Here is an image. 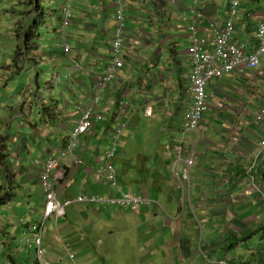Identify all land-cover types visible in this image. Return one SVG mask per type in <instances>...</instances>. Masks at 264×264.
<instances>
[{
	"label": "crops",
	"instance_id": "obj_1",
	"mask_svg": "<svg viewBox=\"0 0 264 264\" xmlns=\"http://www.w3.org/2000/svg\"><path fill=\"white\" fill-rule=\"evenodd\" d=\"M229 1L124 0L123 10L128 29L119 55L124 67L101 94L99 110L104 113L105 119L82 137L79 155L83 164L78 166L69 157L60 162L56 171L62 199L75 198L82 194L103 198L117 196L120 193L117 189L105 179L92 176L89 170L100 164L99 160L109 150L110 136L122 123H128V126L130 123L138 124L137 121L142 117L151 120L146 126L147 130L152 131L156 127L157 135L152 136L157 150L154 166L145 170H152L149 180H156L151 189L165 197H160L167 205L165 208L162 205L165 218L161 230L156 229L161 231L160 239L167 236L160 246L158 234L153 237L154 233L144 232L143 227L158 217L156 208L144 211V219H141L138 232L139 237H143L146 248L137 251V262L126 259L130 252L119 259H112V264H209L208 259L212 260V264L218 263L215 257L209 258L213 255H220L224 262H219L223 264H261L264 247L241 246L251 243L253 238H258L264 244V192L261 195L253 194L252 198L244 194L250 187L246 181L248 178H245L250 165L255 163V173L264 166V149L259 146L262 125L255 122L257 112L264 106V54L260 56L258 68L246 70L242 74L237 71L228 73L221 80L212 81L209 85V109L198 132L191 134V139L185 145L186 149L195 150V163L190 168V195H184L183 204L182 193L178 189L174 190L177 182H172L174 178L171 179L168 174L176 157L174 147L180 140L183 111L187 105L186 92L191 70L187 55L189 26L194 23L198 36L206 39V46L211 49L213 32L210 25L220 24L230 17ZM80 3V12L73 14L69 29V56L64 58L61 52L59 26L53 32L47 31V37L52 39L50 51L44 52L42 57L38 52L26 54L16 70L18 75L13 88V92L19 89L22 91L7 104L0 105V168L5 171L6 178L14 188H23L28 181L39 188L36 193L37 210L30 208L28 216L37 212L39 218L43 206V195L39 187L41 170L34 167V160L59 156L60 149L69 139L71 128L80 118L76 101L86 94L85 106L91 103L89 89L94 72L105 69L106 64L111 61V30L114 27L112 12L115 0H81ZM28 5H32V2ZM32 16L20 23L19 33L23 29H31L34 35L31 38L34 51L38 46L35 39L43 37V33L39 32L38 21L32 19ZM60 17L61 12L57 16L58 25ZM262 20L264 0H241L234 19V38L246 45L247 52H251L256 46V30ZM84 61L86 62L83 63ZM24 63L34 67L42 64L51 67L53 80L56 74L61 75L62 81L59 85L52 81L45 87L48 92L45 93L50 95V100L39 98L42 87L38 78L42 73L37 72L35 81L32 82L27 73L21 70ZM10 74L14 77L12 70ZM68 74L73 78L67 82L65 76ZM2 77L6 81V76ZM11 86L12 84L8 87ZM80 91L83 92L81 95L75 94ZM67 94L73 96L74 104L76 103L74 110L69 112L61 110L56 99L58 96L67 101ZM123 95L127 110L124 116H118L117 103ZM147 108L150 114L146 113ZM13 121H18L17 124L20 125V132L16 135L11 133L15 126ZM23 131L33 132L34 137L40 141H35V146L31 145L23 136ZM165 134L167 141L162 140ZM27 153L32 157L36 155L33 161L26 159ZM17 178L20 179L19 182ZM132 182L130 179L125 186L119 184L120 189H128L132 193L146 192L148 195L146 186ZM73 188L75 192L71 191ZM176 191L181 193L180 210L173 203ZM33 195L32 192L24 197ZM82 209L76 219L85 223V229H75L72 224L62 222L64 217L54 220L61 224L66 238L75 241L77 245L85 244V247H57V234L48 233L45 238V258L52 264H110V247L88 245L91 242L100 245L98 242H101V236H105L106 229L103 217L110 216V206L88 202ZM84 211L87 213L84 214ZM195 211L198 219L205 224L206 230L215 232H205L207 238L203 235L201 247L198 248L194 245V240L185 234L186 230L189 231L188 228H195ZM150 212H153L151 218ZM25 214L26 212L23 213L24 216ZM32 217H27V220H32ZM34 224L36 222L32 225ZM19 227L30 232L28 223L21 222L17 228ZM2 231L3 228H0V235ZM14 232L15 227L8 232L12 239H16ZM21 244L24 243L20 241L17 247H21ZM31 244L30 241L28 253L29 250L35 253ZM253 249L255 251L249 254ZM17 254L18 260L23 257L21 252ZM69 254H73L74 258ZM5 256L12 264L18 261L13 257L15 255ZM30 261L32 260L28 255V264H31Z\"/></svg>",
	"mask_w": 264,
	"mask_h": 264
},
{
	"label": "rangeland",
	"instance_id": "obj_2",
	"mask_svg": "<svg viewBox=\"0 0 264 264\" xmlns=\"http://www.w3.org/2000/svg\"><path fill=\"white\" fill-rule=\"evenodd\" d=\"M63 1L65 0H35V1L33 0L32 5H28L29 0H0V79H1L0 105L1 106H3V104L5 103L7 104L8 101L13 100V97L16 98L19 92L22 91V89H19L17 92H13V88L16 86L15 81L17 80L15 77L18 75V72L16 71L18 67H15L13 64L14 52L18 45V41L15 37V30L17 29V26H20V24L18 23L30 19V17L35 14L34 16H32V19L38 21V30L40 33H43V37L45 38L39 36L35 39V42L39 47L38 46L37 48L35 47L34 51H31V53L36 54V52H38L40 57H42L44 52L50 51V48L52 47V39L47 37L46 32L47 31L53 32L54 29L59 26L57 16L60 13L61 4L63 3ZM80 2L78 0H72L71 6H72L73 14L76 12H80V8H79L81 7ZM125 28L128 29L126 16H125ZM25 30L23 31V37L25 34ZM85 62L86 61H84L83 63ZM21 66H22L21 70L27 73L28 79L31 80L32 82L35 81L37 72L42 73L38 78L40 85L42 87V92L40 93L39 98L41 99L48 98V100H50V95L46 94L48 92L45 90V87L53 79V73H52L53 69L43 64L37 66L38 68L34 66H28L26 63L22 64ZM11 70L13 71L14 77L12 76V74H10ZM2 75L6 76V81L3 80L4 77H2ZM8 84L9 85L12 84V86L8 87L9 86ZM34 88L36 87L34 86ZM82 93H83L82 91L75 92L76 95L79 94L81 95ZM65 98L67 101L59 98L58 96L56 97V99L59 102V105H61L60 109L66 112L73 111L76 104V103L74 104L73 96L67 94ZM117 115L122 116V113H119V109ZM211 116H213V112H211ZM104 119H102L101 121H103ZM13 122H15V126L12 129L11 133L16 135L17 133L20 132L19 129L20 125L17 124L18 121H13ZM137 122L138 124L130 123L129 126L123 129L117 146V150L115 152L114 157L112 158V163L117 170L118 182L120 185L125 186L128 183V181L131 179L133 181L132 183H134L135 185L146 186L147 189L149 190L148 197L152 198L156 204H152L151 206H144L135 211L131 210L130 208H122L118 205L110 206V216L103 217L106 223L105 226L106 229H105V236H101V242H98L100 245H97L95 242H91L88 244L89 247H101V246L110 247V264L113 263L112 259L114 258L119 259L125 253L129 254L130 252L131 253L127 256L126 259L129 261L137 262L139 258L137 251L146 248L145 241L142 239L143 237H139V232H138V228L142 222L141 219L142 218L144 219V216L142 215L144 211H151L153 208L157 209L156 212L158 214V217L152 219L153 222L148 223L143 227L144 232L150 231L151 233H154L153 237H155L157 234L159 237V233H161V231H159L156 228H160L161 230V225L163 223V219L165 218L163 212L164 209L162 208L163 206L164 208L165 206H167L164 204V201L162 200L165 199V197L161 196L158 193V191L151 189L153 182L156 180L155 178L149 180L152 170H145V168L150 169L153 168L154 166L153 160L155 155L157 154V150L155 148L156 144L154 143V139L152 136L157 135L155 131L156 127L154 126L153 127L154 129L152 131L147 130L146 126L151 122V120L147 118L141 117L140 121ZM260 128L264 131V128H262V126H260ZM22 134L33 146L36 145L35 141H40L39 138L36 139L34 137L33 132L31 131L30 132L23 131ZM190 139H191V133L189 132L185 135V145ZM162 140L167 141V134L162 136ZM108 144L110 145V138ZM109 145L108 148L110 151L112 147L111 146L109 147ZM140 156H143L144 158L141 159ZM35 157L36 155L32 157V155L30 156L28 153L26 154V159L29 161H33ZM37 159H43V158H37ZM143 159H145L144 162ZM1 161L2 158L0 155V162ZM180 166L182 169L183 165L181 164ZM170 172L168 173L169 177L174 178L172 182L176 181V178L174 177L171 170ZM144 174L147 175L144 176ZM180 174L182 175V172H180ZM145 178L147 179V181H145ZM245 178H248L246 181L248 185L249 184L251 185V178L249 176ZM254 178L256 181L255 176ZM19 181L20 179L17 178V182ZM35 181L37 183V180ZM0 187L3 188L2 190L0 189V228H3L2 231L3 233H1L0 235V264H12V261L5 255L6 254L15 255L13 256L14 259L18 260L19 255L17 253L19 252L23 254V257L18 261H16V264H28L27 262L28 255L31 257L32 260L30 261V263L37 264L36 252L34 253L33 250H29L28 253V248H29L28 245L31 239L30 232L26 231L24 227L17 228V226H19L21 222L23 224L28 223L30 225H32L33 222H37L38 213L36 211L34 215L33 214L29 215V216H33L32 220L31 218L30 220H27V217H29L28 213L30 211V208H32L33 210H37L36 193L39 191V188L36 185H32L29 181L27 182V184L22 186L23 188H18V187L14 188L13 185H11V181L6 178L5 171L2 168H0ZM126 187L128 188V186ZM176 189L177 188L174 187V190ZM57 190L60 195L61 188L58 189L57 186ZM117 190L118 192H121L120 189ZM71 191L75 192L74 188ZM125 191H128V189H125ZM32 192L34 193L33 196L26 198L24 197V195L27 196L31 195ZM178 192L176 191L174 193L176 198H174L173 203L175 206H178L180 210L182 208L180 207L179 204V202L181 201V193L179 194ZM74 194L75 193H73V195ZM185 194L187 195V193ZM253 194H255V192H252L249 196H251L252 198ZM118 195H120V193H118ZM238 196L239 195H236V197ZM28 200L30 201V203H28ZM84 204L85 203H75L74 205L70 206L67 209L66 217H64V219H62L61 221L66 222V224H72L75 229H81V228L85 229L86 226L85 223H83L79 219H76L78 213L82 212L83 210L82 208ZM185 210H187V207H185ZM25 212L26 214L24 216L23 213ZM195 212H196L194 213L195 214L194 220L196 221L195 228L193 230H191V228H188L189 231L186 230L185 234L186 236H190L191 240H194V245L198 248L201 247V241L203 235L204 238H207L205 232L211 234L215 232H213L212 230H206L205 224H202L200 219H198L199 217H197V211ZM86 213L87 211H84V214ZM151 217H153V212H150V218ZM13 227H15L14 233L16 234V239H12L8 236V232L11 231ZM48 233L57 234L56 235L57 243H55L57 247H85V244L77 245L75 244V241L71 240L70 238H66L65 237L66 232L62 230L61 224H58L57 221L54 219H49L46 222V227L44 231V242L46 236H48ZM166 236L167 235L162 236L161 239L159 237L160 240L158 239V244L160 246L165 241ZM217 238L218 236L215 237V242L218 241ZM20 241H22L24 244H21V247H17V244ZM11 242L13 243V245H10ZM44 246H46V242ZM241 247H264V244L260 243L258 238H253L251 239V243ZM17 248H19L18 252L16 251ZM200 250L201 248L199 249V251ZM254 251L255 249L249 251V254H252V252ZM214 257L218 262L215 264H223L219 262V261L224 262L220 255L218 256L213 255L209 258H214ZM208 260L210 261L209 264H212L211 263L212 260L211 259ZM156 262L159 263V260L156 259Z\"/></svg>",
	"mask_w": 264,
	"mask_h": 264
},
{
	"label": "built area",
	"instance_id": "obj_3",
	"mask_svg": "<svg viewBox=\"0 0 264 264\" xmlns=\"http://www.w3.org/2000/svg\"><path fill=\"white\" fill-rule=\"evenodd\" d=\"M124 0H115L112 17L114 19V27L111 30L112 35V53L111 61L106 64L105 69L94 72L93 82L90 85L89 94L91 103L85 106L84 99L86 94L82 95L76 104V110L80 112V118L71 128L69 139L60 149L57 157H48L36 159L34 161L35 168H39V181L41 191L44 197V204L41 215L34 225L28 224L32 247L34 248L38 264H52L46 260V248L43 244V235L46 222L49 219H58L66 215L67 209L75 202L78 203H105L107 206L118 205L122 208H130L138 210L144 206H151L154 201L148 197L146 192L132 193L121 190L118 183L117 170L112 163L117 146L122 134L128 124L123 123L115 128L112 136H110L111 150H107L99 160V165L91 168L89 172L97 179H105L113 188L120 189V195L115 197L103 198L82 194L73 199H61L56 183L58 175L56 170L60 166V162L66 158H72L76 165L83 164L82 157L79 155L82 144V137L95 129L99 121L105 118L104 114L99 110L101 94L104 89L110 85L119 71L124 67V62L120 58V53L126 38L125 16L123 10ZM241 0H230L229 10L230 17L220 24L211 23L210 30L213 32L212 48L206 46V40L197 36L194 23L190 24V43L187 48L189 59L190 73L188 76L187 86V105L183 111V121L180 129V140L174 149L176 152L175 160L172 163L171 171L176 178L177 188L182 192L184 198L185 193L189 195V173L190 168L194 164L195 150L186 149L185 135L187 133L195 134L201 125L206 112L209 109L208 87L212 81L221 80L228 73L237 71L244 73L246 70H254L260 65V56L264 54V21L256 30L255 40L256 46L251 52H247L246 45L235 40V21ZM61 27L59 31L62 42V53L65 57L69 56L71 47L68 43V28L72 23V6L71 0H65L61 8ZM71 74L66 77L71 78ZM60 76L55 75L53 82L57 84ZM124 95L119 99V113L127 110V103ZM147 108L146 113L150 114ZM17 119V117H15ZM257 125L264 127V106L259 109L255 116ZM259 146L264 149V131L261 134ZM181 164L183 167L181 169ZM255 163L250 165L247 174L251 178V185L245 191V195L263 194L262 186L255 181L253 170ZM182 172V175L180 174ZM73 258L72 254H69Z\"/></svg>",
	"mask_w": 264,
	"mask_h": 264
},
{
	"label": "trees",
	"instance_id": "obj_4",
	"mask_svg": "<svg viewBox=\"0 0 264 264\" xmlns=\"http://www.w3.org/2000/svg\"><path fill=\"white\" fill-rule=\"evenodd\" d=\"M32 1L33 0H29V2H32ZM35 7H36V5H35ZM18 24H20V23H18ZM20 30H21V25L17 26V29L15 30V37L18 41V45L15 49L14 59H13V64L15 67H19V64L23 61L26 54L33 51V43L31 41V38L34 37V35L31 31V29L30 28L29 29L27 28L26 30L23 29V31L25 30L24 37H23V32L19 33ZM254 174H255L257 181L264 184V166L262 165L256 173L254 172ZM263 184H261V185H263ZM263 251H264V249H263ZM261 256H263V257H261V260H262L261 264H264V253L263 254L261 253Z\"/></svg>",
	"mask_w": 264,
	"mask_h": 264
},
{
	"label": "clouds",
	"instance_id": "obj_5",
	"mask_svg": "<svg viewBox=\"0 0 264 264\" xmlns=\"http://www.w3.org/2000/svg\"><path fill=\"white\" fill-rule=\"evenodd\" d=\"M64 3V2H63ZM63 3H62V5H63ZM71 3H72V0H71ZM61 8H62V6H61ZM60 12H61V10H60ZM72 16H73V11H72ZM61 17H62V15H61ZM61 17H60V25H59V28H58V36H59V39H60V35H59V31H60V27H61ZM264 20H262L260 23H259V25L263 22ZM72 24V23H71ZM259 25H258V27H259ZM70 27H71V25H70ZM70 27L68 28V30H67V32H68V35H69V29H70ZM235 31H236V27H235ZM196 33H197V31H196ZM197 36H198V34H197ZM201 38V37H200ZM213 38V37H212ZM202 39H204V38H202ZM204 40H206V39H204ZM60 41H61V39H60ZM189 41H190V35H189ZM68 43H69V40H68ZM190 43V42H189ZM206 43H207V41H206ZM189 46V45H188ZM61 52H62V42H61ZM63 54V53H62ZM63 57L64 58H67V57H65L64 55H63ZM56 75H59V74H56ZM60 76V78H61V75H59ZM67 76V75H66ZM65 76V78H66V81L68 82V79H70V78H67ZM71 78H73L72 76H71ZM52 81H53V79H52ZM51 81V82H52ZM61 81H62V78L60 79V82L57 84V85H59L60 83H61ZM119 103V102H118ZM117 103V104H118ZM103 113V112H102ZM125 113V112H124ZM123 113V114H124ZM122 114V116H124ZM105 116V115H104ZM123 124V123H122ZM128 124V123H127ZM98 125V124H97ZM111 145V144H110ZM194 163H195V161H194ZM253 164V163H252ZM251 164V165H252ZM35 167V166H34ZM255 168H256V165H255ZM255 168H254V170H255ZM254 170H253V175L255 176V174H254ZM57 171V170H56ZM57 173V172H56ZM40 174V173H39ZM58 175V174H57ZM247 175V177H248V174H246ZM189 176H190V173H189ZM57 178H59V176L57 177ZM256 181H257V179H256ZM258 182V181H257ZM119 183V182H118ZM260 185H261V183L260 182H258ZM39 184H40V181H39ZM57 186H58V180H57V183H56V189H57ZM262 186V185H261ZM119 187H120V185H119ZM40 188H41V186H40ZM189 188H190V177H189ZM262 188H263V191H264V187L262 186ZM178 189V188H177ZM179 190V189H178ZM180 191V190H179ZM42 192V191H41ZM57 192H58V190H57ZM181 192V191H180ZM182 193V192H181ZM187 193V192H186ZM58 194H59V192H58ZM188 194V193H187ZM42 195H43V193H42ZM189 195H190V189H189ZM60 196V195H59ZM185 196H186V194H185ZM111 197H114V196H111ZM62 199V198H61ZM67 199H73V198H67ZM152 199V198H151ZM153 200V199H152ZM154 201V200H153ZM183 201H184V198L182 197V204H183ZM75 203H78V202H75ZM43 204H44V197H43ZM153 204H156L155 202L153 203ZM72 206V205H71ZM43 207V206H42ZM163 208V207H162ZM164 209V208H163ZM41 212H42V210H41ZM67 212V211H66ZM41 215V214H40ZM66 215H67V213H66ZM66 215L65 216H63V217H66ZM40 217V216H39ZM61 218V217H60ZM39 219V218H38ZM59 219V218H58ZM57 220V219H56ZM38 221V220H37ZM46 226V225H45ZM44 231H45V229H44ZM44 236V235H43ZM43 244H44V241H43ZM45 247V246H44ZM47 250V249H46ZM73 255V254H72ZM73 258H74V255H73ZM72 258V259H73ZM38 262V261H37Z\"/></svg>",
	"mask_w": 264,
	"mask_h": 264
}]
</instances>
